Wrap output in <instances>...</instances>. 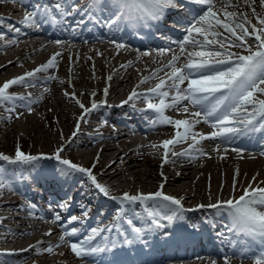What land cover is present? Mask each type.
<instances>
[{
  "label": "bare ground",
  "instance_id": "6f19581e",
  "mask_svg": "<svg viewBox=\"0 0 264 264\" xmlns=\"http://www.w3.org/2000/svg\"><path fill=\"white\" fill-rule=\"evenodd\" d=\"M22 1L25 5L35 10V6H32V2L30 0ZM52 1L53 0L50 2ZM1 2L2 1H0V11L1 9L4 10ZM233 2L236 3L237 0H233ZM185 7L188 9V12H193L197 8L194 7L189 9V6ZM254 7L257 12H264V7L260 5L259 0H256ZM16 9L19 10L24 8L23 6H19V8L10 6L7 14L0 15V17H2L0 22H13L11 17H9V13L17 14L14 12ZM228 11H244L251 16V8L244 5L242 0H239V7H230L228 8ZM79 14L80 13L78 12L74 13L69 16L68 20L63 19L54 23V28L60 29L57 33L63 32L64 24L66 22H68L69 27L79 26L77 24L79 23L78 20H80V17H78ZM184 14V11L180 14H172V21L174 25H176L177 21L184 20ZM110 15V11L105 10L101 12L97 10L95 19H90L89 17L87 18L88 25L96 27V25H99L102 21V23L107 26L106 22ZM20 16H22V14H18V17ZM21 20L22 19H15L14 22L21 25ZM42 20L45 21L44 19ZM255 22L256 21L253 18V23ZM161 25L162 24L156 26L153 24L147 30L148 38L154 44L157 42V39L155 38L157 35V29H160ZM81 27L82 24L79 28L83 30ZM97 30L100 31L101 34H97L95 38L101 37V42H106L103 40V37H106V34L103 33L101 29ZM111 31H113L112 34L114 35L118 34L116 28H111ZM0 34H3V39H0V60H2L0 62V84L8 79L23 75L25 72L31 71L47 61L45 53L50 47V42L45 40L43 37L36 35L34 36L35 39L28 40L22 44L21 41L27 39L28 37L24 38L26 34H28L27 32L22 34L14 33V31L10 32L9 30L1 27V25ZM7 38H10V40ZM65 39L66 38L55 37L51 41H65ZM11 40L16 42L13 44H6V41ZM78 40L79 39L77 38V41ZM78 43L83 42L78 41ZM158 46H161V44H158ZM56 49H58L57 52L62 53V56L58 58V67L48 70V72H50L49 75L55 76L56 79L48 80L47 77L49 75L47 77L37 75V77L33 79V83H40H37L39 90L35 102L31 104L33 109L31 113L27 111L28 104H22L28 93L23 91L22 88L18 89L17 92L19 95H16L15 100L12 102L15 103V105H22L21 107L18 106V108H15V112L12 114V119H8L9 113L4 118H0L2 120V124L0 125V136L3 138H9L7 132L4 131L5 129H10V133L17 134V132L24 130L26 122L33 124L34 122L32 119L37 118L36 114H34V110H39L41 116L45 117L48 114V103L53 101L58 105H62V103L57 102L56 98L52 97L54 95L67 98L65 100L70 105H75L77 107H79V105L76 104V99L83 103L85 107H90L93 101L96 102L98 100H102L97 102L100 106L88 114L84 120H80L81 116H77V112L74 114L71 110H69V108H65V112L67 114L64 116L65 121H70V117H77L76 122H80L79 131L75 137H72L73 131H76V127L74 126L75 123L72 125L70 124V129L67 130L66 124H59L56 122L55 125L58 129L56 134L61 138L59 137V139H55L53 135H51L52 133H48L42 136L43 139L50 140L52 143H57V141L67 142L66 148L68 150L72 147L75 150H81L79 154L76 153L77 155L75 157L77 159H79V157L84 158L83 160L88 163V167L96 163L97 156H99V162L96 163L93 173L97 176L98 182L110 188V195L119 196L125 191L131 192L133 190L145 193L147 191L155 192L159 190V186L163 184V192L166 195L182 198V204L185 209L183 212V219H177L171 223L162 220L165 227L160 229L148 228L152 229L151 232L154 233L155 239H152L150 242H148L149 238L145 239L143 243L140 244V247H142L143 250L138 252V255H130L131 252L133 253L134 251H131L129 246L122 249L119 245L120 242H122L123 237L121 236V233L116 234L115 231L119 228H125L121 222V219L124 218L123 215L120 219L116 218L112 224H110V226L115 225L111 231L102 233L100 236L96 237L95 240L90 242L92 247H107L109 250L99 252L88 257L78 258L75 254L72 256L73 252L71 251L69 245L67 248L62 249L64 244L59 243L60 236H57L53 242L49 243L44 242V240H39V242H43L40 245L42 248L43 246L47 247L49 244H59L57 249H54L52 253L37 254L35 250H27L28 252L26 253L18 252L5 254V251H3V254H0V264H88L89 262H86L87 260L85 258L95 261L94 258L96 257L99 259L98 261H95L94 264H141L140 262L153 261H157L155 264H159L158 260H160V264H167L166 261H162L161 263V259L163 257L158 258L154 253V250L162 248L163 245L171 247L173 243L167 242V239L169 238V240L173 241L176 238L181 237L180 233H184L183 235H194L195 237L192 239L193 242H196L199 238V242H197L193 247L194 251H191L188 256L201 258L202 255L200 254H210L213 258H215L213 260L216 261V264H221L224 263V255L241 252L246 253L247 257L241 258V256L238 255L236 257L241 258L242 260L236 261V259H233L231 260V264H253V253L258 254L261 250L258 246L259 241H253L250 237L239 233V231L234 229L232 227V220L226 212H218L216 209L212 211L207 209H198L196 206L200 204L207 205L213 202V198H218L222 194L226 196L227 193H233L232 189H227V185L232 182L230 180L232 179L231 177H233L232 174L229 175V172L234 174L237 169L239 170V175L236 177L237 185L240 186L236 188V191L233 194L242 192L243 188L250 182L253 187H256L258 184L259 186L264 187V183H260L264 181V131L251 132L247 135L236 137L231 141H224L222 139L203 140L194 146L189 155L173 157L171 155L173 148L180 145L184 147L176 150V152H181L188 148L187 144H189V142L190 144L192 143V140L189 137V139L185 142L170 145L169 147L171 151L169 152V158L174 162L163 163V148L161 147L157 152L151 147V145H159L163 140L171 139L175 136L177 129L173 125L160 123V117L156 112H154L153 116L148 118L149 120L151 117L158 115L155 120L156 123L149 125V122L144 115L146 112L148 114L153 111H150L148 108L145 109L146 111L141 110L142 107L140 105H138L139 108H135L136 103L133 100L136 101L140 99L141 97L139 96L129 101L127 104H122L121 102L128 99L127 94L128 92H132L133 89L145 86H149L150 88L155 87L157 84L155 81L158 75L156 78L149 79L143 84H140L139 82L142 77L149 76L151 69L166 56H157L155 52L148 56H144L142 53L148 51V49L145 48H140L138 49L139 51H133L129 48L126 50L121 49L117 53L114 45L111 43H97V45L90 48L78 47L64 49L59 46V48L56 47ZM97 52L101 54L98 55ZM44 56L45 58H43ZM51 56L52 54H50V57ZM34 57H36V59L29 60ZM89 57H91V59H89ZM128 61H133V63L129 65ZM180 61L181 64L184 63L185 57L181 56ZM121 65H126V67L121 68ZM110 75L112 77L111 80L108 79ZM56 83L67 86L69 88V95H65ZM105 87L108 88L107 96L104 94ZM180 87L186 88L187 81L180 85ZM45 88L49 90L45 91ZM72 93H75V99L71 97ZM92 93H95V95L93 96ZM49 94L53 95L50 97ZM171 95H175V93L171 92ZM22 97L23 99H21ZM94 97H96L97 100H93L92 98ZM154 98L157 102H159V99L156 96ZM119 99L120 101H118ZM11 106H13L11 101H9L8 105L0 104V111L3 110V107L7 111L9 108H13ZM174 109L175 108L169 107L165 111ZM56 110L55 113L58 114V111ZM75 110L78 111V109ZM192 111L195 110L190 108V112ZM20 112H22L23 115H19ZM80 112H82V109ZM18 115L19 118H17ZM68 115L70 117H67ZM185 118H189V113H184L182 108L178 117L172 119L176 120ZM90 119L93 121H105V123H103L104 126H113V124H116V122L119 121L127 125L130 129L137 127L141 135L140 137H136L128 133L130 132L129 129L120 126L121 128L117 129L115 127L108 130L109 132L101 130L100 134L88 136L90 139L88 142L80 141V137H87L85 132H82L81 130L82 128L87 127L86 121ZM138 120L141 121L136 124ZM20 124H23V127H21ZM96 124L98 125V123ZM98 126L101 128L100 125ZM196 127H199L200 129L195 131ZM195 128L193 131L196 133L207 134L213 131L211 121L208 123L201 121V123L197 124ZM180 130L182 131V129ZM215 141H218L221 144L219 145L221 146L219 147V151L214 150L217 147ZM140 142L143 143V145H139ZM134 143H136V145ZM94 147H97V151H93ZM197 149H203L207 154H201L197 151ZM232 149H238L240 151L237 152ZM2 150V153L10 154L13 148ZM246 151L258 152L259 154H247ZM90 153L93 155L90 156V161H87ZM51 154L52 152L48 155L50 156ZM154 156L157 157V163H154V161L151 160ZM202 162H207V166L201 167ZM60 167L62 166L55 159H41L39 162L32 165L16 163L12 167L11 172H8V176H10L12 182L10 183V188L8 187L10 191L0 194V198L3 195L8 197L6 199H0V208H13L15 214H9L8 217L3 219L0 218V223H3L4 220L8 219L14 221V224L16 225L13 228L6 227L3 229V232L0 233V247H4V249L1 250L8 249L9 246L7 245L10 244L13 246L20 245V240H18L19 238H27L30 235L35 236V234L37 235V233L40 232L43 237L42 239H45L49 236V234L46 233H48L50 229V235H53V233L57 231L55 227H51L50 225L47 226L43 222L47 219L46 211L49 209L47 210L43 206L41 210L37 204H35L34 208H30L20 201L23 196L28 197L33 204L38 202V200L45 201L49 208L52 207L50 206L52 203H55L56 207L60 210V216H63L71 209L82 211V214L84 211H87V216H83V219L80 221L78 220L76 223H74V221L69 224V226H71L74 223L72 225V227H74L77 223H79V225L75 227L78 229V232L72 238L78 237L79 239H82L81 237L85 230L87 231L92 228L102 227L101 220L106 217H108L106 218L107 220L110 219L111 216L116 214L118 208H123L124 214H130V219L136 226L140 227L143 223H146L147 216L144 218L141 213H133L129 209L125 211L126 203L121 205L120 201H113L104 197L90 185L88 178L82 174H74L73 178L69 179L67 182L57 179L54 173ZM9 168L10 166L8 169ZM223 171H225L224 175L226 176L221 175V172ZM161 173H163V175H161ZM22 175L26 176L23 187L19 182V177ZM253 176H256L255 181H252ZM208 178L211 180L209 181ZM203 180L204 185L201 183ZM216 180H218L219 184L216 185L215 189V183L213 182ZM210 182L211 187L207 186ZM38 189L43 190L44 193L41 194L38 192ZM209 192H211V198H209ZM8 199H12V201H8ZM65 201L68 202L69 206L67 208L60 207V205ZM148 203L150 204L148 210L158 212L159 214L161 213V217L169 215L175 208L174 205L159 200L148 201ZM131 204L139 205L140 203L136 202ZM16 205L19 206L17 207ZM82 205L84 207H82ZM187 209H195L197 212H200V216L191 215L192 213H190ZM205 211L210 214H206ZM215 213L218 217L215 216ZM35 215H38L39 218H34ZM199 217H201L200 220H195V218ZM33 220L37 222L42 221V223L34 228H22L23 226L26 227L30 225ZM69 226H66V228L63 229H67ZM220 229L222 232L228 231L230 234V237L224 239L223 242H221L222 238L218 240L214 236V232ZM128 231L129 230H127V232ZM145 231H147V226L145 227ZM113 243L117 245V247H115V251L112 247ZM154 245H156V247L152 248ZM113 253L116 255H113ZM246 255H243L242 257H245ZM19 256H23L22 259L18 260ZM42 256H52V258L49 260H41V258H37L34 261H30L32 258ZM162 256L166 255L164 254ZM213 260H204L202 262L192 260L181 264H207L211 263Z\"/></svg>",
  "mask_w": 264,
  "mask_h": 264
},
{
  "label": "snow or ice",
  "instance_id": "6c2138e0",
  "mask_svg": "<svg viewBox=\"0 0 264 264\" xmlns=\"http://www.w3.org/2000/svg\"><path fill=\"white\" fill-rule=\"evenodd\" d=\"M190 2L203 6V9L200 14L187 21L186 35L182 41L178 42L179 53L174 52L170 47L151 50L157 56L172 53L171 58L167 60V63L153 69L149 76L142 77L139 83L143 84L149 79L156 78L165 69H170V72H165L166 78H161L155 87L147 89L145 93H138L133 89L128 99L121 102L127 104L138 96H147L148 94H152L159 99L158 104H154L149 100L147 108L154 110L159 115L160 123L173 125L177 129L175 136L171 139L163 140L159 145H151L157 152L161 147L163 148V163L174 162L169 158V152L171 151L169 146L185 142L189 137L192 143L181 152L171 151L173 157L189 155L194 146L203 140L222 139L231 141L251 132L264 131V98H261V96H264V12H257L254 7L256 0H242L244 5L251 8V16L244 11H228L230 7H239V0L236 3L233 0H223L219 6L215 3V0H190ZM259 3L264 7V0H259ZM180 6L182 5L178 4V0H87L83 6L69 3L68 0H59L51 8L44 7L43 14H41L40 6H37L33 11H26L20 22L27 27L39 29V19L46 21L51 18L54 23L58 22L57 15L53 14V9L58 14L59 20H63L65 17L77 12H82L90 19H95L97 10L101 12L107 10L111 12L106 22L107 26L110 29L116 28L118 31L122 22L133 27H150L153 24L159 26L170 11ZM253 18L256 21L255 23H253ZM0 20H2V17H0ZM15 31L19 33L20 29L16 28ZM0 39H3V34H0ZM250 39L251 43H249ZM15 42L14 40L6 41V44ZM109 42L114 45L117 53L121 49L126 50L128 48L127 44L118 42L116 39ZM55 43L61 45L63 41L57 40ZM188 46H191L193 50L188 51ZM233 48L242 49L243 52L232 51ZM151 51H145L142 55L148 56ZM97 54L100 55L101 53L97 52ZM61 56V52H55L45 63L40 64L33 70L0 84V104L15 100L14 94L9 92L11 86L30 84L31 79H34L38 73L47 72L49 69L58 67V58ZM181 56L185 57V62L178 67L177 62ZM132 63L133 61H128L129 65ZM124 67L126 65H121V68ZM111 78L110 75L108 79L111 80ZM47 79L52 80L56 77L49 75ZM185 81H187V87L182 89L180 85L184 84ZM48 90L45 88V91ZM172 90L175 91V95H171ZM104 94L105 96L108 94L107 87L104 89ZM65 95L69 94L65 93ZM92 95L94 96L95 93H92ZM71 97L75 99V93H72ZM34 102L30 99L29 94V104L27 105L29 113L33 111L31 104ZM75 102L82 109L80 120H84L88 114L100 106L95 101L92 102L90 107H85L78 99ZM169 107L175 108L177 111L182 107L184 113H189V118L173 120L165 115V110ZM190 108L198 110L190 112ZM7 111L10 120L15 108H9ZM19 115H23V113ZM19 115L17 118H19ZM201 121L205 123L211 121L213 131L207 134L194 132L195 126ZM155 123L156 121H153V124ZM79 126L80 122L78 121L76 131H73L72 137L77 135ZM214 150L219 151V145ZM232 150L240 151L238 149ZM63 151L64 146L61 145L50 156L45 153L31 154L24 152L21 146L17 144L14 156L0 152V161L32 165L41 159H55L62 166L54 173L57 179L67 182L73 178L74 174H82L88 178L90 185L96 191L113 201H120L121 205L126 202L131 204L159 200L175 206L171 214L163 217L158 212L146 209L149 217L148 228L160 229L165 227L162 220L171 223L174 220L183 219L185 209L182 198L166 195L163 192V184L155 192L131 194L125 191L119 196L110 195V188L98 182L97 176L93 173L96 163L99 162V156H97L96 163L89 168L63 158ZM197 151L204 155L207 154L203 149H197ZM3 173L4 169L0 167V190L10 187V184H6ZM238 175L239 170L237 169L232 182L233 193L237 188L236 177ZM255 180L256 177L253 176L252 181ZM260 183H264V181ZM209 198H211V192H209ZM68 206L67 201L60 205L62 208ZM29 207L34 208L35 205L30 204ZM82 207L84 206L82 205ZM196 207L198 209H216L218 212H226L232 220L234 229L250 237L253 241H259L258 246L261 250L258 254L253 253V264H264V210H262L264 209V187L259 186V184L253 187L250 182L243 188L242 194L238 197L233 195L227 200L217 199L215 203L200 204ZM191 210L193 209H189V211ZM83 215L87 216V211H84ZM123 215V208H118L116 218L120 219ZM80 219L81 217L72 215L68 218V222L71 224V222ZM60 220L61 216L56 214L55 221L59 222ZM127 224L130 226V232L121 233L123 244L143 243L145 228L136 226L131 219L127 220ZM113 227L115 225L92 228L85 239L72 241L70 238L78 232V229L73 227L64 231L59 238V243H67L78 258L88 257L109 250L107 247H92L90 242L102 233L111 231ZM46 234L50 235L51 229ZM42 243L38 241L36 245H30L29 248L35 249L37 254H40L52 253L54 248L59 246V244H49L47 247L41 248ZM112 247L115 248L117 245L113 243ZM21 250L27 251V249ZM241 255H246V253H241ZM211 264H216V261L213 260ZM224 264H231L228 256L224 257Z\"/></svg>",
  "mask_w": 264,
  "mask_h": 264
},
{
  "label": "rangeland",
  "instance_id": "374dc122",
  "mask_svg": "<svg viewBox=\"0 0 264 264\" xmlns=\"http://www.w3.org/2000/svg\"><path fill=\"white\" fill-rule=\"evenodd\" d=\"M4 2H6V0L4 1ZM9 2V4L10 5H14V3L12 2V1H8ZM252 41H249V43H251ZM34 58H36V57H34ZM34 58H30L29 60H32V59H34ZM2 60H0V62H1ZM6 72V71H5ZM5 72H4V74H5ZM4 74H1V75H4ZM57 85H59L58 83H56ZM63 86V87H62ZM86 86V85H85ZM59 89L60 90H62L63 91V93L65 94V93H69V88L67 87V86H64V85H59ZM66 89H68V90H66ZM68 91V92H67ZM50 95V97L53 95V94H49ZM53 98H56V100H57V102H60V103H62V105H58L56 102H50V103H48L47 104V116H45V117H42L41 116V114H40V111L39 110H37V111H35L34 110V114H36V117L37 118H35V119H32L33 120V124H31V123H25V126H24V130H22V131H19V132H17V134L16 133H10V129H5L4 131H6L7 132V134H8V137L9 138H3L2 136H0V152H2L3 150L2 149H7V148H13V150L12 151H15L14 149L16 148V145L17 144H19L21 147H24V148H22L23 150L24 149H28L27 150V152L26 151H24V152H26V153H28V151H35V150H41V152H39V153H45L47 150H50V152H54V150L57 148V147H60V145H62L63 143L65 144L64 145V151L62 152V157L63 158H69V159H72V161L73 162H75V163H81L83 166L85 165H87L86 164V161L84 162V158L81 160L80 158L79 159H77L75 156L77 155L76 154V150L75 149H73V147L72 148H70L69 150L66 148V143L67 142H63V141H57V143H52L50 140H46V139H43V135L44 134H51V135H53V137L55 138V139H59V137L60 136H58L57 134H56V132H57V127H56V125H55V123L56 122H58L59 124L60 123H62V124H66V127H67V130H69L70 129V124L72 125L73 123H75L74 124V126L76 127V124H77V122H76V120H77V117H70L69 115L67 116V117H70V121L68 122V121H65L64 119V116H66L67 114H66V112H65V108H69V110H71L72 111V113H74V114H76L75 112H77V116H81V113L82 112H80L81 111V109L79 108V107H77V106H75V105H70L65 99H67V98H65V97H62V96H59V95H54V96H52ZM82 97V96H81ZM64 98V99H63ZM93 100H97V98L96 97H94V98H92ZM62 100V101H61ZM64 100V101H63ZM67 103H66V102ZM4 105H6V103L4 104ZM58 105V106H57ZM65 105V106H64ZM18 106L19 105H13V106H11V107H14V108H18ZM69 106V107H68ZM10 107V106H9ZM45 107V106H44ZM60 107V108H59ZM57 109V110H56ZM75 109H78V111L77 110H75ZM55 110L56 111H58V114L57 113H55ZM55 114V115H54ZM50 116V117H49ZM62 117V118H61ZM73 118V119H72ZM90 118V117H89ZM62 119V120H61ZM1 121V123H0V125L2 124V120H0ZM93 120H88V121H86V123L87 124H95L96 122L95 121H93ZM95 122V123H94ZM20 123V122H19ZM37 123V124H36ZM48 124H49V126H48ZM53 124V125H52ZM69 124V125H68ZM68 125V126H67ZM20 126L21 127H23V124H20ZM44 126V127H43ZM62 128V127H61ZM65 129V128H64ZM97 129V130H96ZM44 130V131H43ZM48 130V131H47ZM109 130V129H108ZM82 131L83 132H87V133H90V134H97V133H99L100 131H101V129L100 128H98V127H94V126H88V127H86V129L85 128H82ZM103 131V130H102ZM40 132V133H39ZM109 132V131H108ZM6 134V135H7ZM11 134V135H10ZM13 135V136H12ZM10 138H12V139H10ZM61 138V137H60ZM90 140V139H89ZM135 142H136V140H135ZM144 142V141H143ZM9 143H10V145H9ZM135 145H136V143H134ZM139 145H143V143H139ZM69 148V147H68ZM176 150H178L177 149V147H175V148H173L172 149V151H175L176 152ZM11 151V152H12ZM93 151H97V147H94V150ZM92 151V152H93ZM10 152V153H11ZM46 154V153H45ZM47 154H49V153H47ZM91 155H93L92 153H90V155H89V157H88V159H87V161H90V159L89 158H91L90 156ZM151 158V157H150ZM151 160H153L154 161V163H157V157L156 156H154V157H152L151 158ZM207 162H202L201 163V167H205V166H207V164H206ZM88 167V166H87ZM89 167H92V166H89ZM225 174V171H223V172H221V175H223V176H226V175H224ZM232 174V176L234 177V175L236 174V172L233 174L232 172H229V175H231ZM218 177V176H217ZM233 177H231L232 179L230 180V181H232L233 182ZM256 177V176H255ZM5 180V179H4ZM208 180L210 181L211 179L210 178H208ZM5 182H6V180H5ZM232 182L230 183V184H228L227 185V189L229 190H231L232 189ZM201 183H203V185H204V180H203V182H201ZM213 183H215L214 184V187H215V189H216V185H218L219 184V182H218V180H216V181H214ZM221 185H222V183H221ZM207 186H210L211 187V182L210 183H208V185ZM240 185H237V187H239ZM222 187V186H221ZM10 188V187H9ZM9 188H4V189H2V190H0V194L2 193H6V192H8V191H10L9 190ZM137 191V190H136ZM225 192V191H224ZM1 199V198H0ZM129 204V203H128ZM144 205H147V204H145L144 203ZM17 207L19 206V205H16ZM133 206H136V211H141L142 209H141V205H135V204H129V207L132 209L133 208ZM150 207V206H149ZM11 210H10V212L9 213H11V214H15L14 213V210L12 209V208H10ZM7 222V224H10V225H13L14 226V221H12V220H10V221H6ZM19 226V225H18ZM23 229H26V228H28V226H23L22 227ZM61 234H63L62 232H61ZM50 236V237H49ZM45 240H48V239H51V238H53L54 236H55V233H53V235H49ZM24 239V238H23ZM23 241V240H22ZM44 247V246H43ZM42 248V247H41ZM65 248H67V247H65ZM65 248H62V249H65ZM55 249H57V247H55ZM30 250H35V249H33V248H31ZM74 254V253H73ZM72 254V256H74ZM39 258H41V260H49V259H51L52 258V256H42V257H39ZM47 258V259H46ZM37 258L35 257V258H33V260H36ZM35 264V263H34ZM36 264H38V263H36ZM207 264H211V263H207ZM221 264H224V263H221Z\"/></svg>",
  "mask_w": 264,
  "mask_h": 264
}]
</instances>
